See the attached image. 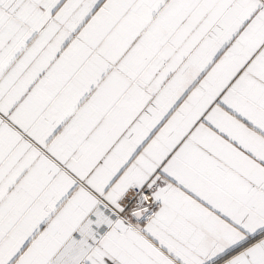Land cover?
I'll use <instances>...</instances> for the list:
<instances>
[{
	"label": "snow or ice",
	"instance_id": "snow-or-ice-1",
	"mask_svg": "<svg viewBox=\"0 0 264 264\" xmlns=\"http://www.w3.org/2000/svg\"><path fill=\"white\" fill-rule=\"evenodd\" d=\"M0 264H264V0H0Z\"/></svg>",
	"mask_w": 264,
	"mask_h": 264
}]
</instances>
